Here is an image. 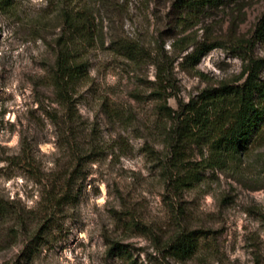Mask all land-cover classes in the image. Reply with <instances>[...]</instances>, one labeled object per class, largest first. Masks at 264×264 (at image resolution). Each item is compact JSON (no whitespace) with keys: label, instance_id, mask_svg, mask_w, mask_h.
<instances>
[{"label":"rangeland","instance_id":"1","mask_svg":"<svg viewBox=\"0 0 264 264\" xmlns=\"http://www.w3.org/2000/svg\"><path fill=\"white\" fill-rule=\"evenodd\" d=\"M67 1L95 17L97 41L86 81L61 103L48 77ZM175 1L0 5V264H264V142L202 184L178 187L174 123L159 111L237 80L245 57L264 58L255 38L264 0H221L187 22ZM204 42L219 44L187 66ZM160 67L175 89L164 90ZM183 157L201 158L196 149ZM195 230L206 233L200 250L173 258L180 235ZM114 243L121 251L111 254Z\"/></svg>","mask_w":264,"mask_h":264},{"label":"trees","instance_id":"2","mask_svg":"<svg viewBox=\"0 0 264 264\" xmlns=\"http://www.w3.org/2000/svg\"><path fill=\"white\" fill-rule=\"evenodd\" d=\"M221 0H176L173 5L177 20L197 19L208 6H218ZM2 10L7 11L10 0H0ZM62 18V34L54 41L55 65L49 73L50 84L60 102H68L71 92L88 77V50L95 45V17L87 8H78L70 2L58 3ZM257 40L264 41V20L257 27ZM186 39L179 40L183 45ZM243 41V40H242ZM253 41L250 40V43ZM219 43L204 42L188 55L187 66L198 63ZM125 57L139 61L141 53L136 46L121 44L118 47ZM182 47L181 50H185ZM161 84L168 83L164 90L175 89L167 70L159 68ZM160 95V94H159ZM167 120L174 123L170 137L175 154L174 168L181 175L175 180L178 187L192 189L205 182V172L224 170L237 164L257 142H264V58H244V68L237 80L221 81L219 86L205 89L191 103L181 104L178 109L167 105L159 108ZM196 149L200 160L186 162L183 155ZM0 213L6 210L0 205ZM204 231L180 235L172 248L173 258L180 261L192 259L206 239ZM121 251L119 244L110 248L111 254Z\"/></svg>","mask_w":264,"mask_h":264}]
</instances>
